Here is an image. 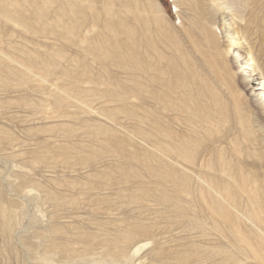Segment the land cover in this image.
Listing matches in <instances>:
<instances>
[{
  "label": "rangeland",
  "instance_id": "1",
  "mask_svg": "<svg viewBox=\"0 0 264 264\" xmlns=\"http://www.w3.org/2000/svg\"><path fill=\"white\" fill-rule=\"evenodd\" d=\"M161 2L176 20L172 0ZM62 3L47 5L51 20L31 22L29 31L19 24L9 38L0 31V264H115L108 253L114 240L130 230H149L136 239L150 245L118 264H212L214 248L207 253L202 244L199 180L157 175L152 150L138 134L141 102L135 87L124 84L125 70L112 66L105 71L86 51L99 25L84 34L80 15L54 17ZM228 18L230 31L245 29L241 48L252 52L264 77V26L250 24V14L244 21ZM216 27L215 44L198 34L200 50L186 48L206 81L199 86L225 98L229 90L224 84L231 72L242 77L238 68L246 55L234 60L220 19ZM23 46L32 59L57 63L46 81L12 72L20 65L2 53L28 61L20 52ZM84 63L89 76L101 81L85 85L87 104L70 99L76 91L63 76ZM124 86L131 88L129 98L117 101L113 93ZM241 87L264 124V101L255 102L251 90ZM104 242L106 250L100 249Z\"/></svg>",
  "mask_w": 264,
  "mask_h": 264
},
{
  "label": "bare ground",
  "instance_id": "2",
  "mask_svg": "<svg viewBox=\"0 0 264 264\" xmlns=\"http://www.w3.org/2000/svg\"><path fill=\"white\" fill-rule=\"evenodd\" d=\"M53 1L0 0V31L9 38L16 24L25 32L31 22L50 21L47 5ZM65 2L58 5L54 17L80 15L84 34L99 25L86 51L94 53L105 71L112 66L125 70L124 84L135 87L141 102L137 130L152 150L157 175L168 180H199L202 244L207 253L214 248L212 264H264V124L241 87L251 90L255 102L264 101V77L252 52L241 48L247 41L245 29L230 31L228 18L236 15L244 21L250 14V24L264 26V0H172L175 22L161 0H104L100 6L96 0ZM83 8L90 12L84 13ZM218 19L230 39L227 53L232 51L234 60L246 55L238 68L242 77L231 72L230 82L224 84L230 96L225 98L199 86L206 81L190 62L186 48L200 50L198 34L215 44ZM25 49L20 52H26L22 54L28 61L2 54L20 65V69L11 68L13 73L35 74L46 81L57 63L32 59ZM253 62L254 68L247 70ZM80 67L63 76L76 91L70 99L87 104L83 94L90 90L85 85L101 81L89 76L86 63ZM130 93L131 88L124 86L113 96L122 102ZM139 233L130 230L125 238L114 240L115 248L108 255L115 264L150 245L147 239H136ZM140 234L146 236L150 231ZM129 241L133 242L127 247ZM107 245L102 243L100 249L106 250ZM100 255L108 257L103 252Z\"/></svg>",
  "mask_w": 264,
  "mask_h": 264
}]
</instances>
